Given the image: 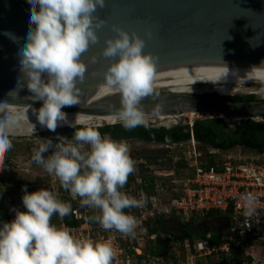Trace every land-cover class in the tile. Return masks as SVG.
<instances>
[{
  "label": "clouds",
  "instance_id": "obj_1",
  "mask_svg": "<svg viewBox=\"0 0 264 264\" xmlns=\"http://www.w3.org/2000/svg\"><path fill=\"white\" fill-rule=\"evenodd\" d=\"M27 4L28 26L17 46L25 84L17 80L5 94L7 99L0 100V170L6 168L4 154L12 147L9 137L21 119L6 100L26 85L34 101H41L32 112L41 128L55 132L67 125L75 129L70 139L60 134L55 142L43 138L33 161L54 174L73 199L80 197L81 206L98 209L94 219L104 230L134 234L137 220L125 209L143 207L146 198L143 192L137 199L121 191L134 169L127 143L101 135L95 125L69 120L62 110L79 105L77 81L83 80L86 64L98 62L96 55L85 61L82 54L99 40L105 21L97 10L105 7L106 0H27ZM112 30L115 35L105 39L101 51L110 61L104 83L120 93L119 121L131 129L145 123L138 105L152 93L155 59L144 51L143 37L119 27ZM5 35L17 40L11 33ZM22 191L23 210L14 209L11 220L0 221V264H112L115 249L110 239L75 238L68 228L50 223L53 214H69V203L47 188ZM241 199L245 214L255 210L254 194L245 193Z\"/></svg>",
  "mask_w": 264,
  "mask_h": 264
},
{
  "label": "water",
  "instance_id": "obj_2",
  "mask_svg": "<svg viewBox=\"0 0 264 264\" xmlns=\"http://www.w3.org/2000/svg\"><path fill=\"white\" fill-rule=\"evenodd\" d=\"M28 11L27 0H0V100L7 99L5 94L17 80L25 84L17 63V46L23 42ZM97 14L105 24L99 30L98 42L82 54V59L87 61L96 55L98 62L86 64L83 80L77 81L79 105L65 107L63 111L119 116L120 93L103 95L111 89L104 83V72L110 61L101 51L105 39L115 35L114 27L145 39L144 51L155 59L154 73L189 69H264V0H106L105 7L98 9ZM5 33L13 34L17 40ZM226 96L230 95L152 91L141 99L138 107L143 115L178 113L182 120L183 113L190 111L243 121L264 116V100L231 101ZM12 97L6 100L7 104L36 107L41 104V101H34L26 85L17 93L13 91ZM173 126L181 125L173 123L166 129ZM71 128L58 131L65 136L64 131ZM38 133L43 137L55 136L51 131ZM190 139L195 140L193 135ZM228 225L226 217H216L201 221L197 229L223 230ZM162 227L173 232L180 230L176 219L164 220Z\"/></svg>",
  "mask_w": 264,
  "mask_h": 264
},
{
  "label": "built area",
  "instance_id": "obj_3",
  "mask_svg": "<svg viewBox=\"0 0 264 264\" xmlns=\"http://www.w3.org/2000/svg\"><path fill=\"white\" fill-rule=\"evenodd\" d=\"M166 115L168 116V114L144 115V120L151 126L169 127L170 125L166 123L171 125L173 123L169 122ZM193 122L189 119L185 125L191 128ZM260 154L263 155L264 151ZM183 157L187 161L186 171L180 168L175 172H167L168 176H172L169 185L154 178L152 188L149 180H139L134 192L130 193L126 188L122 189L123 192L137 199L138 194L143 192L146 198L143 207L125 209V212L133 215L137 220L134 234H122L115 229L104 230L100 224L94 226L87 219L89 207L84 209L77 207L78 197L73 199L72 195L70 198L74 204L69 215L57 216L58 223L54 225L68 228L75 238L93 241L110 239L115 249L112 264H154V260L150 261L151 256L145 253V246L146 241L156 238V233H150L149 228L158 218H162V222L176 219L181 231L189 228L191 223L197 227L201 221L207 219L206 216L211 211H217L219 213L217 217H226L229 225L223 230L227 235H221L222 243L219 246L210 245L211 230L204 231L206 235L203 238L192 240L186 238L183 241L184 249L192 257L221 252L223 262L220 264L230 263L229 254L234 242L242 247L255 240L264 243V165L259 163V159L227 155L218 159L216 163L208 165L207 162L203 163L201 153L193 139L187 143ZM35 190L37 188L33 191ZM12 192L9 188L1 198L7 221L13 218L14 209L23 210L21 201L23 191L19 190L14 194ZM245 193H252L256 197L255 210L248 214L244 212L241 199ZM95 210L99 212L98 209ZM66 217L78 221V224L67 226L64 221Z\"/></svg>",
  "mask_w": 264,
  "mask_h": 264
},
{
  "label": "rangeland",
  "instance_id": "obj_4",
  "mask_svg": "<svg viewBox=\"0 0 264 264\" xmlns=\"http://www.w3.org/2000/svg\"><path fill=\"white\" fill-rule=\"evenodd\" d=\"M210 89L214 88L212 84H207ZM256 88V87H255ZM170 90L169 88H152V91H162ZM209 92H203L200 94H207ZM214 92V91H213ZM219 94L218 92H216ZM228 94V93H222ZM243 95H254L257 100H264L263 94H256L252 91L248 93H239ZM231 95V94H228ZM233 95H238L234 93ZM218 116L217 114H202L200 112L194 113L186 112L183 115V120L179 123L181 126H184L189 119L193 121L195 119H206ZM259 118L258 120H260ZM226 127L235 126L237 127L242 123L243 120H226L223 119ZM257 120V119H256ZM120 123L119 117L117 118L114 124ZM102 123L100 126L114 125ZM168 126H172L170 123H166ZM144 126H151L148 121H145ZM158 125V124H156ZM68 127V126H65ZM63 127V128H65ZM53 138L55 142V137L53 136H40L38 132H34L30 135L28 134H18L11 135L9 138L12 141V147L9 151L4 154V163L5 169L0 170V214L4 215L5 210L2 205V195L10 188L12 193H18L19 190H22L26 187L28 192H32L34 189L47 188L51 191H54L57 198L63 202L69 203L71 206L74 204V201L71 200V194L63 189L60 185L59 179L54 174L47 173L42 166L37 165L33 159V152L38 148V145L42 142L43 138ZM66 137V136H65ZM70 139V138H69ZM191 140V139H190ZM187 140L185 142H179L174 144H163L154 141H140L137 139H127L124 140L129 147V155L134 161V169L127 178V182L123 188L127 187L128 192H134V187L139 180H150L157 178L158 181H162L163 184L166 183L169 185V180L172 176H168L167 172L174 171L176 169H183L186 171L187 161L183 157V152L187 149V143L190 142ZM196 148L200 151L202 156L203 163L208 161L209 163H216L218 159H222L227 155L233 156H242V158H251L255 157L259 159V163L264 165V154L261 155L260 152L248 148H243L241 146H235L228 150H219L204 144H199L194 140ZM87 148V146H85ZM47 157L48 153L44 154ZM157 173H154L156 172ZM167 176V177H165ZM122 188V189H123ZM131 188V189H129ZM121 189V191H123ZM170 196V194L168 195ZM165 197V200L168 198ZM76 202L77 207L88 208L87 206H81L80 197H78ZM89 212L87 213V219L94 226H98V222L94 219L95 216L99 214L95 209L88 208ZM69 215V214H68ZM56 214L50 219V223L57 224L58 219ZM152 226H155V223H152ZM171 232L170 230H167ZM212 232H219L222 236L227 235V232L222 230L218 231L217 229L211 230ZM197 238V237H196ZM159 240L161 243L166 246V254L162 257L150 258L151 262L154 260V264H220L223 262V254L221 252L212 253L206 256H190V254L184 249V247L179 246L174 240L169 239L168 236L161 234L159 235ZM149 241H146V244ZM235 250L242 253L241 262L237 263L235 261ZM230 263L229 264H264V243L260 240H255L252 243L244 244L242 247L239 243L234 242L231 246V251L229 254Z\"/></svg>",
  "mask_w": 264,
  "mask_h": 264
},
{
  "label": "trees",
  "instance_id": "obj_5",
  "mask_svg": "<svg viewBox=\"0 0 264 264\" xmlns=\"http://www.w3.org/2000/svg\"><path fill=\"white\" fill-rule=\"evenodd\" d=\"M208 96H216L215 92L207 93ZM223 96V95H222ZM227 100L240 101V100H253V95L247 97L239 95H230L225 97ZM106 126L103 130L108 129ZM99 131L100 128L97 127ZM111 131L115 136H136L142 139H154L155 141L163 144H172L185 142L190 139L191 134L193 135L196 142L204 144L216 149L227 150L232 147L235 143H240L245 147H255L257 141L264 138V116L262 121L246 120L242 121L241 126L237 132L233 128H225L222 118L214 116L206 119H195L191 128L188 126H173L170 129L165 127H149L144 125H137L131 129H125L121 123L114 124ZM238 136L239 140L236 142L235 137ZM264 147L256 148L254 150L259 151ZM208 165L214 164L206 161ZM145 180V179H143ZM150 188L153 187V178L149 180ZM136 187V185H135ZM128 189L127 187H125ZM149 191V188H147ZM219 215L217 211H211L206 216L207 219ZM0 221H7L6 214H0ZM67 226L76 225L78 221L72 218L66 217L64 219ZM155 226L149 228L150 233H156L154 240H148L149 242L145 246V253L149 254L153 258H159L166 254V246L159 240V235L164 234L173 239L179 246L183 247V241L186 238L192 240L193 238L205 237L204 231H199L194 228V224H189V228L181 229L179 233H172L162 227V218L155 220ZM222 231V230H218ZM211 233V232H210ZM171 237V238H170ZM171 239V240H172ZM238 239V238H237ZM222 243L221 234L219 232H212L210 238L211 246H219ZM235 261L241 262L242 253L235 250Z\"/></svg>",
  "mask_w": 264,
  "mask_h": 264
},
{
  "label": "bare ground",
  "instance_id": "obj_6",
  "mask_svg": "<svg viewBox=\"0 0 264 264\" xmlns=\"http://www.w3.org/2000/svg\"><path fill=\"white\" fill-rule=\"evenodd\" d=\"M207 84L215 86L210 89ZM256 87V88H255ZM152 88H169L168 91L175 92H191V93H203L214 91L219 95L222 93H228L233 95L234 93H248L250 91L256 94L264 95V69L263 70H240V69H189V70H166L155 72L152 79ZM115 88L109 89L103 95L116 92ZM223 94V95H228ZM102 95V96H103ZM13 110L19 113L21 119L18 125L15 127L12 135L18 134H32L34 132L49 131L36 122L33 110L39 107L33 105L18 106L9 105ZM66 112V111H64ZM192 114V111H190ZM68 119H78L85 124L100 126L102 123L114 124L119 116H90L79 113L66 112ZM184 112L183 114H185ZM189 113V112H188ZM207 114L205 112H200ZM166 118H169L171 123H180L182 121L181 115L178 113L168 114ZM226 119V118H224ZM237 118L235 120H238ZM258 119V117H253ZM35 125V126H34ZM64 126H58L55 130V136L60 134L58 130ZM53 136V137H55Z\"/></svg>",
  "mask_w": 264,
  "mask_h": 264
},
{
  "label": "flooded vegetation",
  "instance_id": "obj_7",
  "mask_svg": "<svg viewBox=\"0 0 264 264\" xmlns=\"http://www.w3.org/2000/svg\"><path fill=\"white\" fill-rule=\"evenodd\" d=\"M247 96H248V95L243 96V97H247ZM253 98L255 99V96H254V95H253ZM258 118H261V119H260V120H254V121L257 122V121H262V120H263V116L258 117ZM222 121H223V120H222ZM106 126H109V125H106ZM106 126L99 127V128H100L99 132L101 133V135L107 134V135H109L111 138H113V139H115V140L137 139V140L145 141V142H147V141H149V142H151V141L157 142V141H155L154 139H142V138H139V137H136V136H120V137H119V136H115L114 133L111 131V129L113 128V125L109 126L107 130H105V131H101V130H103ZM240 126H241V124H239L237 127H235V126H231V128H233L234 131L237 132V130H239ZM149 127H155V128L165 127V128H168V127H166V126H149ZM224 127H225V128H230V127H226L225 123H224ZM74 131H75L74 128L66 129V130L64 131V134H65L66 137L71 138V137H72V134H73ZM235 140H236V142H238L239 137L236 136V137H235ZM172 144H174V143H172ZM235 146H241V147H243V148H248V149L254 150V149H256V148L264 147V138L258 140V141H257V144L255 145V147H245L244 145H242V144H240V143H235V144L232 145V147H230V148H233V147H235ZM230 148H228V149H230ZM228 149H227V150H228ZM219 150H220V149H219ZM262 150H264V149H262ZM262 150H259V151H262ZM215 217H217V216H215ZM211 218H213V217H211ZM194 228L197 229L196 226H194ZM197 230H199V229H197ZM199 231H204V230H199ZM179 232H180V230L177 231V232H175V233H179Z\"/></svg>",
  "mask_w": 264,
  "mask_h": 264
}]
</instances>
